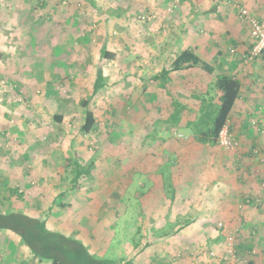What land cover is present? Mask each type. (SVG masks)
Returning a JSON list of instances; mask_svg holds the SVG:
<instances>
[{"label": "crops", "instance_id": "crops-1", "mask_svg": "<svg viewBox=\"0 0 264 264\" xmlns=\"http://www.w3.org/2000/svg\"><path fill=\"white\" fill-rule=\"evenodd\" d=\"M170 4L171 0H68L67 4H64L62 0H48L44 3L35 0H0V83L1 79L8 78L10 82H17L24 87L27 93L40 91V89L48 92L56 90L57 82L93 74L96 79L90 90L94 91L98 73L101 71L104 79L103 86L99 88L101 90L107 87L105 76L107 71L108 74L111 71L110 68L107 70L103 68V64L107 61L109 67L110 62L120 59L126 66L132 63L134 66L136 64L141 66L142 61L149 58L148 61L154 60L153 75H155L159 74L164 67H170L176 55L184 49L192 50L203 61L214 66L213 73L207 72L202 66L175 71L166 84L167 89L159 87L155 82L154 86L166 92V96L171 99L163 104L168 109L166 113L163 115L156 113L154 116V136H150L149 133L144 136L154 137V141L157 140L155 141L157 147L162 150L159 153L162 162L154 167V171L159 172L163 168L162 165L168 161L166 159L169 158L170 161L171 157L173 158L170 175L155 172L154 175H150L154 177L153 192H155L152 193V197L151 193L146 195L150 197L140 195L146 203L144 206L146 215L155 217L163 213V216L159 217L166 219L178 206L177 217L184 222L175 227V232L171 234L164 232V236L187 237L188 242L182 239L181 243L186 248L184 255L191 256L190 250L201 251L200 247L205 251L224 250L227 233L233 230L232 228H236L238 232L242 230L240 225L244 220L246 224H257L258 226L252 227L264 232V213L255 206L249 205L245 207L243 216L240 217L237 206L239 191L244 188L243 201L246 198L254 199L252 194L247 197L250 193L245 191L258 192L259 184L256 181H253L255 184L249 182L250 185L252 184V189L251 186L243 183V178L239 179L234 173L244 168H248L251 172L257 169L258 173V169L262 170L264 165L257 157V154L261 155L264 149L260 148L258 151L257 147H254L259 139L257 135H264V53L252 62L248 61L254 41L249 25L241 21L239 16L240 8L245 7L264 20V0H184L173 12L168 11ZM141 14H146L148 20L140 21ZM153 18L154 23L151 24L153 26H149V29L154 31V58L153 55L145 53L119 54L114 47L111 48V45L113 46L116 42L126 48L130 40L143 39V36L145 39L143 29L148 26V21L152 22ZM115 29L119 30V39L114 38L113 33L117 32L114 31ZM104 51H110L113 57H104ZM221 73L233 76L240 83V93L228 119L231 132L240 141V146L233 151L222 147L229 155L230 165L225 167L229 171L227 174L223 173V165L210 166L209 163L201 168L188 164L187 162L196 159L195 157L200 154L198 152L188 154L186 145L182 144L180 147L175 144L172 141L173 136L167 139L173 135V129L176 132L182 126L181 132H183L179 133L181 135L184 133L183 127H188L189 121L197 120L201 114L200 108L203 106L199 96H205L206 99L214 96L213 101L216 104L219 103L220 92L215 90V93H212L216 76ZM125 75L130 76L131 73ZM82 85L83 83L76 79L72 80L70 88L75 91L83 90L80 87ZM8 86L0 84V94L13 90ZM174 99L186 107L181 122L174 127L164 126L158 129L155 125L159 119L169 117ZM31 104L28 105L30 108L23 109V105L15 101L0 99V211L5 214L20 211L33 218L46 220L50 230L65 235L76 234L78 226L70 231L62 230L60 221L63 219L72 217L76 220L77 215L84 212H90L91 219L97 220L112 218L111 213L115 211V215L120 214L123 207L121 205L118 207V203L123 201L118 196L121 193L120 189L125 190L124 186L128 185L125 184L122 176L120 181L124 183L120 188L118 187V191L111 192L109 199L104 202L106 203L104 207H101V203L95 204L96 200L93 199L95 195L92 193L89 200L81 204L78 200L82 201L83 198H80L82 195L79 196L78 187L71 192H65V188H70L73 181L70 182V176L65 174L64 169L73 165L78 171L77 166L80 169L88 163L93 164L94 159H102L99 147L104 143L103 137L106 139L108 136L92 135L94 138L98 136L97 139L101 137L102 142L91 151L87 141L84 140L91 135H63L65 130L61 124L65 122L66 116L58 108L51 113L49 119L52 133L44 127L38 131L37 126L43 124L48 111L44 110L45 103L31 100ZM15 105L21 109H15ZM60 114L63 115L61 122L57 117ZM253 121L257 123L253 124ZM54 123H57V127ZM56 133L57 135H54ZM192 136L195 139L194 134ZM46 137L47 143H45ZM203 145L212 144L202 143V153L210 156L211 152ZM15 147L18 149L14 152L12 148ZM141 147L137 152H142ZM216 159L222 160L220 155ZM137 171L147 176L153 173L141 167ZM16 172L19 175L23 173L19 183L14 184L13 177ZM20 183L25 189L19 196L23 198L26 194V200L23 203H34L36 209L29 207L14 210L9 207L17 202L14 195L21 191L17 188ZM160 187L164 191L170 189L173 193L172 196L164 198L163 202L167 205L161 212L158 207L163 202L154 196ZM61 196H65L66 200H61ZM45 197L47 204L41 208L42 198ZM261 198H264V194L260 197L256 196L258 205ZM147 204H151V209L147 207ZM177 217L172 219L177 220ZM219 221H223L225 226H220ZM160 222V227L166 226L165 223ZM146 225L144 224L145 227ZM250 230L243 229L240 232ZM13 234L16 233L13 232ZM154 235L157 234L154 232ZM249 235L252 236L253 244L264 249V238L257 239L255 237L257 233ZM0 236H3L0 251L2 254L6 251L4 258L8 259L6 261L0 252V264H11V261L14 263L15 259L25 251L6 243L12 240V236L8 233ZM80 236L82 234H78V238H81ZM243 242L245 243L244 239H241L242 251L246 249ZM263 249L260 250L261 255ZM137 255L141 256L139 251L130 258L136 259ZM160 258V262L166 260L163 256ZM29 260H32L29 264H46V259L41 260L34 255ZM47 262L52 264V260ZM209 263L214 264V261ZM250 264H264V256L257 257Z\"/></svg>", "mask_w": 264, "mask_h": 264}, {"label": "rangeland", "instance_id": "rangeland-1", "mask_svg": "<svg viewBox=\"0 0 264 264\" xmlns=\"http://www.w3.org/2000/svg\"><path fill=\"white\" fill-rule=\"evenodd\" d=\"M150 21H148V26H145L143 29L146 35L145 39L143 36V39L134 41L130 40L127 42L126 48H124L123 45L121 46L117 44L118 42H116V44L113 46L111 45V48L114 47L115 51H117L119 54H124L127 52H135L136 55L145 53L148 55H153L154 58V31L149 29V26H153L151 24L154 23V18L151 23ZM114 31H117L116 33H113L114 38L119 39V30L115 29ZM148 60L149 58H147L146 61H142L143 65L141 66L138 64L134 66L133 63L132 65L128 64V66H126L123 60L120 59L113 63L110 62V67L107 61L103 64L104 69H111L109 72L110 74H108L107 71L105 76L107 87L99 91H96L95 89L94 91L90 90V88H92L93 82L96 79L94 78L95 75L93 74L72 78L70 80L65 79L62 82H57V88L55 91L47 92L43 89H40V91L35 90L33 93H27L24 87L20 86L17 82V84L10 82L8 78L1 79V85H9L8 88L13 90L9 93L4 92L0 94V99H9L12 100V102L15 101L19 105H23V109L32 105L31 100L36 101L37 103H45L44 110L48 112L46 117L43 119V124H38V131L42 127L47 129L48 132L51 130V126H49V119L52 115L51 113H54V111H56L58 108V110L63 112L66 116L65 122L61 124L65 130L63 135H91L89 138L87 137L84 139L87 141L88 147L91 151H93V149L95 150L96 145L102 142L101 137L100 139H97L98 136L94 138L92 135L108 136L106 139L103 137L104 143L99 147L100 152L102 153V159H94L93 161L95 162L93 164L88 163L89 165L86 164L84 167L80 168L81 171H83L79 177H77L78 172L73 165H71L72 170L70 166L64 169L65 174L67 173V175L70 176V182L73 181V185L70 188H65V192H71L75 187H78L79 196L82 195L80 198H83L82 201L78 200L81 202V204L86 203V201L89 200L90 194L92 193L95 195V198H93L96 200L95 204L101 203V207H104V204H106L104 202L109 199L111 192L118 191V187L120 188L124 183L123 181H120L121 176L123 177L125 184H128L124 186L125 190L120 189L121 193L118 196L120 197V200L123 201L120 204L118 203V207L120 205L123 207L120 210V214L117 213V215H115V211L111 213L112 218L107 217L106 219L97 220L96 218L91 219L90 212H84L81 213V215L78 214L76 220L72 219V217L70 219L61 220L60 224L62 230L70 231L74 227L78 226V229L76 228L77 235L68 234L67 236L82 241L87 247L88 251L93 255L95 260L107 259L112 260L115 263L124 264L127 261H130L132 264L133 262L134 264H210L209 262L214 261V264H250L251 261H255L257 257L263 258L264 249L259 247L257 244H253V240H251L252 236L249 235L252 233H257V236H255L257 239L264 238V232L260 230L257 231L256 228L252 227L257 224H246V220H244L242 225H240V228H242V230H250V228H252V230L242 233L240 232L242 231L240 228L239 232L235 230L236 228L229 230L226 235V239L228 235L234 234L236 257L224 260L223 255L226 253V241L224 250L222 249L216 251L213 249L210 251H205L200 247L199 250L201 251H196L190 248L191 250H189L191 252V256H186L184 255L186 248L182 246L181 240L183 239L187 241V237L182 238L181 235L176 238H172V236H164V232L171 234L175 232V227H177L179 224H183L184 222L180 221L177 217L179 211L178 206L175 207L174 213L172 215H168L166 219L159 217H162L163 213L155 217L150 214L146 215L147 211L145 212L144 207L146 203H144L142 199L143 197L140 195L146 196L151 193L150 196L152 197V193L155 192H153L154 177L152 178L150 175H154V172L157 174L170 175L172 170L171 167L173 165V158L171 157L170 161L169 158L166 159L168 161H166L165 165H162L163 168L160 169L159 172L157 170L154 171V167L162 162L161 155H159L162 150H159V147H157V142H155L157 140L154 141V137H144L153 131L154 116L156 113H161V115L165 114L168 109L164 107L163 104L164 102H167L171 99L169 96H166V92L155 87L154 82L149 80V77H151L154 73V60ZM127 73H131V75H125ZM76 79H79L80 83H83V85L80 86L83 88V90H71V82L72 80ZM192 88L190 90H192ZM215 89L214 91L212 90V94L215 93ZM88 98L90 100L89 107L94 111L98 119V122L96 123L97 129L95 128V131L93 130L90 134H86L82 130L86 116V107L82 105V100ZM15 107V109H21L18 107V105H15ZM155 107L159 108L156 109ZM54 126L57 127V123H54ZM183 128V134L179 135V133L183 132H181L183 129L182 126H180L176 132L173 129V135H170L167 139H170L171 136H173L172 138L174 140L172 141L175 144L180 147L182 144L186 145L185 149L189 150L188 154L191 155L193 152H198L200 154L199 156L195 157L196 159L187 162L188 164L202 168L205 164L208 165L210 163V166L214 164L216 166L223 165V169L225 171L227 170L225 167L230 164L229 155L227 154L228 152L226 150H224L218 143L212 145H203L204 148L211 152L210 156L208 154L205 155V153H202L201 151L202 143H199V141L193 139L192 135L194 134L195 129L192 126ZM55 131L56 130L54 129V132ZM50 132L52 133V131ZM54 135H57V133ZM257 138L259 139L257 140L256 146L254 147H257V150L260 148L264 149V135H257ZM45 140V143H47V137ZM140 146H142V152H137ZM16 149L18 148H12L14 152ZM186 151L187 150H185V152ZM217 154L220 155L222 160L216 159L218 156ZM18 157L22 159L20 156ZM257 157L260 159V161H262L261 163L264 164V151H262L261 155L257 154ZM70 159L72 160V158ZM139 161L141 163H139ZM183 163L181 164L182 166ZM135 164L139 166L136 167L134 166ZM140 167L143 170L152 171L153 173H149L147 176L141 171H137L140 169ZM244 167L246 166L244 165ZM230 168L231 167H229V169ZM263 169L264 165H262V170ZM224 170L223 173L225 174L229 172L228 170L226 172ZM240 170L241 169H238V172L235 171L234 173L239 179H244L243 183L251 186L252 184L250 185V183H254L253 181H256L260 186V190L258 192H255V190H251V192L245 191L246 193H250L249 195L247 194V197H250L252 194L255 197L254 199L246 198L243 201L242 198L244 192L242 191L244 188L239 191L240 193L238 192L239 203L237 206L240 211V217L243 216L245 207H249V205L251 207L255 206L256 209H258L261 213H264V198H261L259 205L256 202V196L260 197L261 194H264V170L262 171L261 169H258V173L256 172L257 169L254 172H251L248 168H244L241 171ZM22 173H20L21 175H19L17 172L14 173V184L17 182L19 183ZM150 177L151 179H149ZM17 188L21 189L19 193L14 195L17 199V202H15L14 205H9V207L14 210L22 208L26 209L29 207H31L33 210L36 209L34 208L36 207V204L34 203H23V201L26 200V194L23 195V198L19 196L20 192L23 193L25 189H23L21 183ZM246 188H248V186H246ZM158 189L160 190H156L154 196H156L158 200H161V202H163L166 196L168 197L173 195L172 190L170 189L167 191H164L161 187ZM195 190L197 191V188ZM65 196H61L60 199L65 201ZM235 199H237L236 195ZM42 201L43 202L40 205L41 208L46 206L47 198H42ZM254 202L256 204H254ZM156 205L159 206V204ZM166 205V202H163L161 206L158 207L160 212L163 211ZM147 207L151 209V204H147ZM261 209L263 211H261ZM171 216L177 217L178 219L174 220L172 219L173 217L171 218ZM140 218H142L143 223L142 220L140 221ZM41 221L45 222V225L48 228V223L46 220L41 219ZM160 221H162L163 224L165 223L166 226L160 227ZM144 224H147L146 227ZM218 224L223 227L225 226L223 221H219ZM147 226L149 228H147ZM105 231H108V233H105ZM13 232L14 231L7 228L0 229V235L3 233H8L10 236H12V240L6 242L7 244L15 246L16 249L25 251V253L20 254L19 258L15 259L14 263L11 261V264H29L32 261L29 260L33 256V253H30L32 250L28 249L20 234H13ZM154 232L157 235H154ZM78 234H82V236H80L81 238H78ZM159 234H163V236H159ZM18 236L21 239L18 238ZM241 239H244L245 241V243L243 242L245 245L244 247L246 248L244 251H242L240 247ZM246 240L251 241L246 242ZM0 241L1 245L3 236H0ZM261 249H263L262 255L260 254ZM138 251L141 256L137 255L136 259H132L133 257L130 258L135 253L138 254ZM0 252L2 254V251ZM6 253V251H3V258ZM161 256H163L166 260L160 262ZM4 259L6 261L8 260L6 258ZM66 260L67 262L72 263L67 257ZM47 261L49 260L46 259V264H48Z\"/></svg>", "mask_w": 264, "mask_h": 264}, {"label": "trees", "instance_id": "trees-1", "mask_svg": "<svg viewBox=\"0 0 264 264\" xmlns=\"http://www.w3.org/2000/svg\"><path fill=\"white\" fill-rule=\"evenodd\" d=\"M104 57H113L110 51H104ZM202 66L207 72L213 73L215 67L203 61L195 52L190 49H184L178 53L170 67H164L159 74L152 75L149 80L156 82L159 87L167 89V83L171 79V74L181 69H190ZM103 76L101 71L98 73L95 90L103 86ZM155 83V85H156ZM216 88V89H215ZM220 92L219 103L216 104L214 96L201 97L203 106L200 108L201 114L196 121H189L187 126H192L195 139L203 144L218 143L220 130L228 121L234 104L240 93V83L237 79L229 74L221 73L216 76L213 90ZM90 101L83 100L82 105L86 107L85 121L82 130L91 133L96 128L97 119L94 111L89 107ZM186 107L180 101L174 99L172 109L167 119H159L155 127L164 126L174 127L179 125L182 120V114ZM58 120H63V115H58ZM154 136V129L149 134ZM80 165V163H78ZM77 177L82 174L81 169L77 166ZM76 177V178H77ZM46 223L40 219L33 218L24 212L15 211L5 214L0 211V229L7 228L20 234L25 244L29 247L34 257L39 259L52 260V264H123L115 263L112 260L102 259L95 260L93 255L88 251L85 244L71 238L63 233L55 232L46 227ZM66 257L72 263L67 262ZM124 264H132L127 261Z\"/></svg>", "mask_w": 264, "mask_h": 264}, {"label": "built area", "instance_id": "built-area-1", "mask_svg": "<svg viewBox=\"0 0 264 264\" xmlns=\"http://www.w3.org/2000/svg\"><path fill=\"white\" fill-rule=\"evenodd\" d=\"M40 3H44L48 0H35ZM184 0H171V4L168 7L169 12H173L179 8ZM64 4H67L68 0H62ZM239 16L241 21L245 22L250 27V34L253 39V47L250 55L248 56V61L254 60L256 57L262 55L264 53V20L258 18L256 15L251 13L247 8H240ZM140 21L148 20V16L146 14L139 15ZM234 52V50H232ZM256 121H253V124H256ZM229 120L220 130L218 136V143L221 147L226 150L233 151L236 150L240 146V141L237 140L231 132ZM236 257V249H235V236L234 234L228 235L226 239V253L223 255L224 260H228L229 258Z\"/></svg>", "mask_w": 264, "mask_h": 264}]
</instances>
